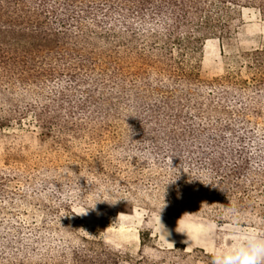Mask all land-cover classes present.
I'll use <instances>...</instances> for the list:
<instances>
[{"label":"trees","instance_id":"16d2710c","mask_svg":"<svg viewBox=\"0 0 264 264\" xmlns=\"http://www.w3.org/2000/svg\"><path fill=\"white\" fill-rule=\"evenodd\" d=\"M243 9L264 20V0H0V92L27 97L8 104L0 125L33 113L64 146L136 155L131 165L140 171L167 168L171 178L155 172L150 180L167 197L169 189L209 186L242 202L257 183L264 188V152L247 153L264 48L245 55L247 80L203 82L199 66L205 42L230 40ZM14 244L11 253L2 245L0 264L126 261L85 236L57 247L37 235Z\"/></svg>","mask_w":264,"mask_h":264},{"label":"rangeland","instance_id":"374dc122","mask_svg":"<svg viewBox=\"0 0 264 264\" xmlns=\"http://www.w3.org/2000/svg\"><path fill=\"white\" fill-rule=\"evenodd\" d=\"M263 48L264 20L257 10L243 9L241 25L230 40L205 42L199 79L211 82L231 74L247 80L253 73L243 67L245 55ZM21 99L27 97L19 90L1 91V117L6 116L8 104ZM259 100L257 114H247L252 123L247 153L255 159L264 152V85ZM56 135L41 129L33 113L16 120L1 119L0 251L5 245L11 253L14 242L28 245L36 235L53 247L69 241L74 244L85 236L122 251L123 264H213L214 250L231 246L232 229L264 236L260 183L242 202L235 194L213 195L209 186L206 191L178 188L173 193L169 189L172 195L167 197L150 182L155 172H166L171 178L173 173L167 168L165 172L140 171L131 165L136 155L111 153L105 146L72 140L64 146L57 143ZM251 167L256 168V163ZM89 170L113 181L118 191L110 202L120 201L97 203L95 209L79 215L87 206L79 199V187L83 197L91 186L75 174L85 175ZM185 195L191 197L189 202ZM183 215L187 235L176 231ZM169 242L174 246L169 247Z\"/></svg>","mask_w":264,"mask_h":264},{"label":"clouds","instance_id":"9594fccd","mask_svg":"<svg viewBox=\"0 0 264 264\" xmlns=\"http://www.w3.org/2000/svg\"><path fill=\"white\" fill-rule=\"evenodd\" d=\"M75 175L78 176L79 179L81 177L85 178L87 184L91 186V190L83 197L81 196V188L79 187V199L86 201L87 205L84 211L80 212L79 215H86L89 209H95L97 203L107 202L109 204H115L120 201L116 200L114 203L110 202L117 194L118 188L113 181L106 179L100 172H92L89 170L85 175H80V172L79 175ZM184 215L177 222L176 231L180 233H185L183 231L185 228L183 221ZM160 226L162 231H165L161 219ZM232 231L233 242L231 246L214 250L213 264H264V236L258 235L255 232L241 231L235 228L232 229ZM173 246L174 244L169 242V247Z\"/></svg>","mask_w":264,"mask_h":264}]
</instances>
